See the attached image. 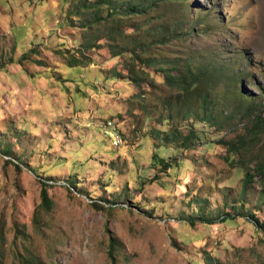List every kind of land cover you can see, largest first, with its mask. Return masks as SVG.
Wrapping results in <instances>:
<instances>
[{
    "label": "rangeland",
    "instance_id": "1",
    "mask_svg": "<svg viewBox=\"0 0 264 264\" xmlns=\"http://www.w3.org/2000/svg\"><path fill=\"white\" fill-rule=\"evenodd\" d=\"M78 1L0 0V264H112L110 239L116 264H264V228L248 220L264 223V0H113L151 8L92 27L71 18ZM115 27L142 59L202 72L217 123L179 117L160 66L113 57ZM176 123L192 146L167 140ZM257 123L239 153L220 142L248 141Z\"/></svg>",
    "mask_w": 264,
    "mask_h": 264
},
{
    "label": "trees",
    "instance_id": "2",
    "mask_svg": "<svg viewBox=\"0 0 264 264\" xmlns=\"http://www.w3.org/2000/svg\"><path fill=\"white\" fill-rule=\"evenodd\" d=\"M160 1L164 0H155L152 2V6H155L156 4L160 3ZM171 1V0H169ZM173 2H176V0H172ZM151 8V3H136V4H127V5H121V6H115L113 3V0H80L77 4H74L72 11H71V18H81V22L83 26L89 25L92 27L93 25H99L104 23L105 21L108 22L109 20H122L125 18V15L127 16H133V15H140L143 14L147 9ZM118 18V19H117ZM121 36H125V33L122 29L115 27L112 31L106 33L104 37L108 39L109 44V50L113 57H118L124 54H129L131 56V59L134 60L136 64H144V73L146 72L145 69H151V68H158L160 66L159 72L163 75V78L168 85L169 88L176 91V100L177 103H180V106L182 108V114L181 109H179V112L177 115L181 117L182 115L184 120H190L191 116H194L196 119L201 120H210L214 123H217L218 118L214 115V106H212V100L210 98V95L207 91L204 92L202 88H200L199 84H201L205 77L202 72L199 73H192L189 72H180L177 67V62L169 59V58H157V59H151V58H145L142 59L141 54L138 51V42L136 38H133L131 43H123L118 44V39ZM101 39V37H96L94 40L91 41L88 45H86L84 48L87 50H93L96 48H101L98 44V41ZM132 46L131 49L129 46ZM80 60L76 57H72L71 61H69V66L74 67L78 66ZM129 73L132 76L131 82L136 85L139 90H141V86L143 84L149 85L147 80L145 78H142L141 76L138 77L135 75V65L129 66L128 68ZM134 75V76H133ZM152 85V83H151ZM142 91V90H141ZM142 95V92H138L136 95L137 97H140ZM243 98H247L248 96L245 94H242ZM193 98V101L191 100ZM249 98V97H248ZM197 104L200 111L195 110V104ZM167 107L172 110L173 103L167 102ZM171 118H173L171 116ZM234 118V116H232ZM161 120L164 121V118ZM264 121L259 117V123L262 124L261 121ZM162 121V122H163ZM185 122V121H184ZM115 124L118 125V123L115 121ZM260 124H256L255 129L250 133L253 136L251 139L246 141L244 138H240L237 142L228 143L224 141H220L224 145L227 146L228 151H232L233 153H239L240 151L244 150L248 147L249 144H252L258 134L262 133V127ZM179 123H176L174 125L173 131L170 134V137L167 139L168 141L177 142L182 144L184 148H188V146H192L191 143H194V140L197 139V133L194 131V129L188 128L189 131L188 134H184L180 126H178ZM110 127V126H109ZM121 133L122 129L120 128ZM158 134H162L160 131H158ZM5 156L11 157L13 154L12 148H7L6 150L2 151ZM154 159L160 164L161 168L165 171L167 169L171 168V161L165 160L163 158L158 157L157 155L154 156ZM258 174L260 177L264 180V167H259L257 169ZM255 183V175L251 174V170L249 167H246V175H245V186H248L250 184ZM69 185L73 187L74 189L77 187L75 183L72 181L69 182ZM42 190H41V198H42V204L40 208H44L47 211L51 209L52 207V201L49 198L47 187L50 185L47 182H42ZM106 202V201H105ZM114 202V201H113ZM99 206V205H96ZM101 208H104L103 206H99ZM232 217V215H225L223 220L225 218ZM201 221L205 224H215V220L211 219H204L203 217H198V219H191L189 223L192 226L196 225V221ZM248 220L254 223L257 227L263 229L264 223H261L259 219L254 214H249ZM115 248V242L113 239H110V250L109 255L112 260V264H116V258L113 256Z\"/></svg>",
    "mask_w": 264,
    "mask_h": 264
},
{
    "label": "bare ground",
    "instance_id": "3",
    "mask_svg": "<svg viewBox=\"0 0 264 264\" xmlns=\"http://www.w3.org/2000/svg\"><path fill=\"white\" fill-rule=\"evenodd\" d=\"M109 134L110 133L108 131H106V135H109ZM115 145L117 147H119L120 145H122V138L119 135L116 136Z\"/></svg>",
    "mask_w": 264,
    "mask_h": 264
}]
</instances>
